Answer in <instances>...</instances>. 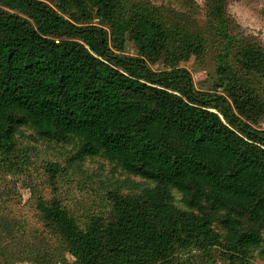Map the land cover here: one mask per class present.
Masks as SVG:
<instances>
[{"label": "trees", "instance_id": "16d2710c", "mask_svg": "<svg viewBox=\"0 0 264 264\" xmlns=\"http://www.w3.org/2000/svg\"><path fill=\"white\" fill-rule=\"evenodd\" d=\"M174 1L0 0V153L28 127L151 183L82 219L38 195L33 226L0 195V264L264 260V49L231 33L226 0H205L203 25L194 0ZM190 55L212 56V92L178 67Z\"/></svg>", "mask_w": 264, "mask_h": 264}, {"label": "rangeland", "instance_id": "374dc122", "mask_svg": "<svg viewBox=\"0 0 264 264\" xmlns=\"http://www.w3.org/2000/svg\"><path fill=\"white\" fill-rule=\"evenodd\" d=\"M149 1L159 7H178L174 0ZM194 1L199 5L195 17L198 24L203 25L206 19L205 0ZM225 9L236 26L238 25L231 33H237L239 38L248 36L264 49V0H226ZM91 23L107 28L97 18H93ZM110 46L113 51L118 52L112 44ZM122 52L136 55L138 49L133 41L127 39ZM148 64L154 71L169 68L161 58L154 62L148 60ZM178 67L190 73L197 90L213 91L215 73L211 55L205 58L190 55L179 61ZM253 125L264 129V115ZM15 141L16 147L11 154L0 153V195L2 199L5 198L8 209L23 217L30 226L38 225L35 209V198L38 195L44 199L57 197L72 213L82 219L90 213H104L109 191L118 189L132 195L151 186L149 181L124 172L102 156L79 158L76 156L77 149L74 144L38 138L28 127L20 128ZM50 165H54V168L51 169ZM173 194L176 204L181 206V195L175 190ZM40 228L42 226H39ZM253 261L255 264H264V260L259 257H254ZM17 264L30 263L19 260ZM211 264L228 263L216 257Z\"/></svg>", "mask_w": 264, "mask_h": 264}]
</instances>
